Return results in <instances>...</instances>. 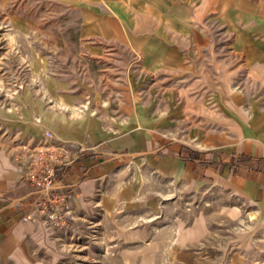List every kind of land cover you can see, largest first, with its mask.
Masks as SVG:
<instances>
[{
  "label": "crops",
  "instance_id": "obj_1",
  "mask_svg": "<svg viewBox=\"0 0 264 264\" xmlns=\"http://www.w3.org/2000/svg\"><path fill=\"white\" fill-rule=\"evenodd\" d=\"M60 1L107 4L111 12L96 13L94 23L88 16L86 28L104 37L126 31L114 4L136 1L146 21L153 17L144 26L153 25L159 43L88 47L90 58L115 64L104 75V92L47 90L35 110L25 105L8 152L1 151L0 264H35L40 259L35 245L41 250L48 238L45 220L24 218L25 209L16 205L32 190L19 181L14 165L21 141L73 146L75 161L58 183L72 188L71 211L75 217L102 211L108 219L130 212L125 220L122 215L126 224L116 241L136 245L137 264H264L257 251L264 244V108L251 92L257 86L264 96V0H199L195 8L190 0H163L173 4L168 10L162 0ZM221 26L234 36L233 47H216ZM161 28L180 36L179 42L161 38ZM129 52L136 54L131 67ZM241 83L243 92L235 88ZM247 99L254 117L249 122L241 109ZM210 119L222 126L221 133L224 126L230 131L209 130L201 137ZM240 124L248 141L237 164L256 159L259 169L234 172L229 164L235 159L221 151L241 147ZM254 130L262 133L255 136ZM90 224L97 229L100 223Z\"/></svg>",
  "mask_w": 264,
  "mask_h": 264
},
{
  "label": "rangeland",
  "instance_id": "obj_2",
  "mask_svg": "<svg viewBox=\"0 0 264 264\" xmlns=\"http://www.w3.org/2000/svg\"><path fill=\"white\" fill-rule=\"evenodd\" d=\"M198 1L189 2L195 8L199 5ZM165 2L162 0L161 4L162 7H166L165 10L170 6L173 7V4L169 5ZM142 6L136 1L114 4L116 13L119 16L124 15L126 31L122 37H104L88 34L87 24L88 16L91 15L90 23H94L96 13L108 15L111 12L105 3L98 6L91 2L65 3L60 0H0V161L3 159L1 151L8 152L6 147L10 143L9 139L15 136L14 132L25 105L30 107L32 103L35 110L34 104L39 103L40 98L46 96L47 90H58L62 95L77 91L88 92L90 88L105 91V82L108 80L104 75L108 68L115 64L90 58L88 47L158 46L159 40H156L154 35L156 29L153 25L144 26L148 22L151 25L154 21L153 17L146 21L142 15ZM142 32L145 35H142ZM161 32L165 34L161 35V38L169 39V33L165 28H161ZM217 34H220L222 40L220 39V45L217 44L216 47H233L234 36L228 34L226 27L221 26L217 29L215 35ZM170 38L178 39V41L173 40V43L176 41L178 43L180 40V36L174 34L173 36L171 34ZM253 38H258V35H253ZM193 45L192 47H196L194 42ZM135 55L134 52H129L127 55L130 67L136 62ZM245 76L246 72H242L241 82ZM145 82L150 86L148 77L145 78ZM245 86V83H241L235 88L243 92ZM262 89L255 86L251 91L252 99L255 98L259 102V108H264ZM249 101L252 100L247 99L241 104V109H245L244 118L248 122L254 118L246 109L251 107ZM48 102L53 105V101L48 100ZM207 104L213 106L214 102L208 99ZM240 126L241 137L244 139L245 125L240 124ZM223 129L225 132L230 131L226 126ZM209 130L221 133L222 126H217V122L210 119L208 127L204 126L199 135L204 137ZM225 132L221 134H227ZM253 132L256 133L255 136L262 133L259 130ZM247 141V139L242 140L239 149L235 147L232 150L227 148L228 146L221 148L223 149L221 151L227 152L235 159H231L230 170L236 172L262 167L256 159H248L241 161L240 165L237 164L239 158L247 152V148L244 147ZM20 146L22 147L13 153L14 165L18 169L21 157L28 151L27 142L21 141ZM254 156L257 158L256 154ZM19 181L22 182L21 177ZM71 200L72 198L68 204V219L64 227L42 222L47 228L44 229V233L47 232L45 234L48 238L41 244V250L35 245L34 251H40L37 253L40 259L35 264H137V259L132 257L135 255L136 245L118 242L124 230L122 226L126 224L122 223V215L125 220L130 212H123L121 217L114 219L105 218L102 211L95 213L84 211L79 217L78 215L75 217L70 209ZM36 219L43 221L38 217ZM90 221L100 223L99 227L92 229ZM244 224L245 222L242 221L241 226ZM224 225H227V221ZM31 246L34 247L33 244ZM258 250L262 256V263L264 244L258 245Z\"/></svg>",
  "mask_w": 264,
  "mask_h": 264
},
{
  "label": "built area",
  "instance_id": "obj_3",
  "mask_svg": "<svg viewBox=\"0 0 264 264\" xmlns=\"http://www.w3.org/2000/svg\"><path fill=\"white\" fill-rule=\"evenodd\" d=\"M45 137L51 139L53 136L46 132ZM72 148L67 142L28 146L27 153L21 157L19 172L21 181L32 190L16 203L25 209L24 218L40 217L55 226L66 225L72 188H61L58 183L60 174L75 161L71 156Z\"/></svg>",
  "mask_w": 264,
  "mask_h": 264
}]
</instances>
